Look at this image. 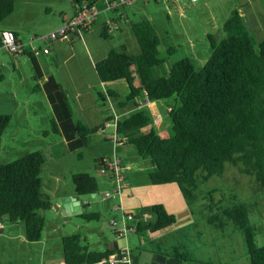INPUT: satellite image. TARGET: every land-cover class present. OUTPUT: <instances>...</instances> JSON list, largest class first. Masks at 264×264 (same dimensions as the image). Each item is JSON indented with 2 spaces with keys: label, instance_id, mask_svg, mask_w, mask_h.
<instances>
[{
  "label": "trees",
  "instance_id": "trees-1",
  "mask_svg": "<svg viewBox=\"0 0 264 264\" xmlns=\"http://www.w3.org/2000/svg\"><path fill=\"white\" fill-rule=\"evenodd\" d=\"M97 1L74 0V4L77 8L83 2ZM15 5L16 0H0V21L14 12ZM130 25L140 51L134 53L126 47H114L95 64L101 81L124 79L129 92L120 98L117 89L106 86L105 90H98L99 104L105 106L107 94L119 98L120 109L133 99L141 100V104L146 98L163 100L169 107L170 134L162 135L154 125L147 132L137 131L154 121L149 110L140 104L141 107L117 119L113 115L106 116L98 126H88L77 119V134L83 144H89L92 134L100 127L104 129L106 121H115L117 135H125L138 154L149 159L150 180L156 184L177 182L188 204L197 198L200 182L214 174H223L227 163L254 175L261 188L264 187V39L256 43L254 31L241 8H234L224 21V36L207 34L212 54L203 66H197L186 56L174 62L166 75H155L154 68L177 47L169 45L168 55L162 56L160 45L164 38L151 19L144 17L131 21ZM22 53L32 54L25 47L15 54ZM54 58L58 63L56 55ZM37 89H40L38 83L34 85V90ZM10 121V114L0 113V130ZM51 122L53 130L60 132L53 117ZM45 161L46 156L40 149L10 161L0 158V220L23 221L26 237L31 242L42 238L46 224L40 210L53 205L52 196L42 189ZM73 182L78 194L98 193L97 180L88 172H76ZM224 211L246 229L250 264H264V244L257 245L253 241L247 205H236ZM150 212L155 214L154 219L145 215ZM80 215L91 220L99 219L102 214L86 209ZM135 216L128 225L136 232L160 230L176 221V215L163 203L143 206ZM62 244L66 264L97 263L115 251L109 246L102 250L90 249L80 232L64 235Z\"/></svg>",
  "mask_w": 264,
  "mask_h": 264
},
{
  "label": "rangeland",
  "instance_id": "rangeland-1",
  "mask_svg": "<svg viewBox=\"0 0 264 264\" xmlns=\"http://www.w3.org/2000/svg\"><path fill=\"white\" fill-rule=\"evenodd\" d=\"M218 1L198 0L194 2L183 0L184 8L181 13L170 2L151 0L157 13L154 16V23L159 34L164 38V42L160 45L161 55H168L169 45L177 47L174 52L166 57L162 64L154 68L155 75L168 74L173 63L186 56H190L197 66H203L206 63L212 54L207 31L224 36L221 25L230 13L226 14L225 11L232 5H221ZM136 2L134 0L133 4H136ZM102 3L100 1L99 4L102 5ZM61 4L67 6L68 2L67 0H61ZM0 22H4V20ZM126 31H128L125 41L127 49L138 53L140 46L132 29L126 27ZM259 41L260 38L256 37V43ZM117 46L119 45L117 44ZM1 48L7 51L6 48ZM112 87L121 93L120 98H124L129 92V85L124 79L113 81ZM99 89L104 90L103 88ZM21 93L24 94L25 101L39 100V106L37 114L32 112L35 111L36 107L25 108L31 112V114L25 112L29 122H27V119L21 118L19 123L23 124L20 126L26 132L22 140H17L14 143L12 149L14 154L11 157H14L13 159L17 158L19 155L17 153H21V151L26 153L40 149L44 152L46 161L42 171V189L48 192L52 199L62 201L66 198L63 193L74 189L73 176L71 177L73 172L90 173L97 180L98 197L105 200L112 197L116 190L117 181L114 176L112 177L114 180L109 177L108 171L107 173L101 171V157L106 162L112 157H121L130 167L129 174L131 178L141 172V166L144 165L143 170H146L147 166L150 167L149 159L141 157L136 147L127 141L125 135H118L122 139L116 140L118 136L114 125L104 131H98L101 130L99 128L92 134V140L89 144H84L72 152L69 151L65 148L61 133L55 132L52 124L47 121L46 114L49 107L46 97L41 93V88L31 90L30 95L34 97H27L28 94L24 90H21ZM117 99L119 100V98ZM155 102V105L160 107L161 111L166 114V105L161 100ZM145 107L151 113L150 105H145ZM22 116L25 117L24 113ZM37 126L41 129L47 126L49 132H38L36 130ZM147 128L148 125L137 129V131L147 132L149 131ZM146 173H148V169ZM123 181H121V184L124 183ZM106 191H110L111 196L106 197ZM92 195L84 194L83 196L94 199L95 196ZM108 202H103V208L95 206L102 215L99 219L91 220L74 213L66 214L63 209L57 210V204L54 202L55 207L51 206L42 210L46 218V224L43 229V241L41 243L22 239L25 231L23 221L11 222L4 219L5 231L4 233L0 232V263L41 264L43 262L42 264H44L48 259H52V261L66 264L62 260L63 244L60 245L61 234L66 235L73 232H80L83 242L91 248L104 249L113 230L110 218L114 214L122 213V209L119 207L114 208L113 203L110 208ZM242 204L248 207L249 229L253 241L257 245H263L264 187L261 188L254 175L239 171L231 163H227L223 174H214L207 181L200 182L197 198L189 203L193 213L191 223L184 225L172 224L155 232L129 230L127 233L129 245L132 248L140 241L152 242L160 245L169 253H181L189 264H250L246 229L237 224L224 211ZM147 217L154 219L155 214L150 212ZM135 219L129 221L132 222Z\"/></svg>",
  "mask_w": 264,
  "mask_h": 264
},
{
  "label": "crops",
  "instance_id": "crops-1",
  "mask_svg": "<svg viewBox=\"0 0 264 264\" xmlns=\"http://www.w3.org/2000/svg\"><path fill=\"white\" fill-rule=\"evenodd\" d=\"M100 1L103 2L102 5L99 4ZM135 1H137L136 4H133V0L129 4L109 9L107 8V0H99L98 4L101 11L95 24L81 35L72 38H61L52 42L51 52L46 53L42 50L43 45L41 41H31L32 36L34 34L46 33L56 29L60 27L65 20L72 17L75 14L76 8L74 0H67V6L62 5L61 0H16L14 12L6 17L4 22H0V31L8 29L16 32L19 40L24 44V47L27 51H31L32 54H15L9 50L5 51L0 48V113L11 115L9 125L0 130L1 160H12L14 158L11 157L13 156L12 154H14L12 151L14 143L17 142V140L23 139L26 131L22 130L20 125L23 123L19 122H21V118L27 119V122H29L28 118L25 116V112L29 111L25 108L30 106L36 107L35 111L32 112L36 114L38 112L39 100L25 101L24 94L21 93V90H24V92L26 91L28 94L27 97H34L31 96L30 93L31 90L34 89L36 83L39 84L41 93L46 97V102L49 107V111L46 114L48 123L52 124V117L56 120L65 148L71 152L84 145L80 136L77 134V119L80 118L88 126H98L104 122L105 117L108 115H113L115 119H117L141 107V100L137 99L138 101H136L133 99L127 103L124 109H120L117 98L109 94L106 96L105 106H100L99 88H103L104 90L106 86L113 88V81L108 83L101 81L95 67L96 61L106 56L112 48L126 47L125 41L128 33L126 27L132 29L130 25L131 21L146 17L155 22L154 16L157 14L155 12L156 7L151 3V0ZM163 1L172 3L176 10H179L181 13L183 12V0ZM218 2L221 5L232 4L229 9L225 11L226 14H228V12L231 13L234 8L239 6L244 17L250 23L255 37L260 38V40L264 39V0H221ZM104 31L107 32V35L103 34ZM209 32L210 31H207V34ZM117 44L119 46H117ZM55 55L58 58V63L55 61ZM34 77H36V79ZM155 101L156 100H150L149 103L146 104L150 105L151 114L154 119L153 124H149L147 129L149 130L151 126L154 125L162 135H169L170 122L167 121L169 107L165 101L161 100L162 103L166 105L167 113L165 114L161 111L160 107L155 105ZM143 107H145V105ZM23 113L25 117L22 116ZM29 114H31V112H29ZM111 125L116 126L115 121H106L105 128L103 129L100 127L101 130L98 131H104ZM36 130L38 132H49L47 126H45L44 129L37 126ZM118 139L122 138L118 136ZM15 151L20 152L18 150ZM17 154L20 156L25 153L21 151V153ZM101 158L103 159V157ZM121 164L125 175L121 192L117 191L116 185L113 196L108 200L98 197V193L92 195L95 196L93 197L94 199L82 195V213L86 209L100 211L95 208V206H101V208H103V202H108L109 200H111L108 202L110 208L113 204H119L122 205L125 210L133 212L134 214L143 206L163 203L169 212L176 215V221L173 224L184 225L193 221L192 210L177 182L153 183L149 179L150 167L147 165L146 170L148 169V173H146L145 169H142L143 165L140 169L141 172L134 178H131L129 174L130 167L123 159H121ZM74 173L76 172H73L71 177ZM108 175L111 178L113 177L110 172H108ZM76 194L78 193L75 191L74 186L72 191L64 192L63 196L68 197ZM54 202L57 204V210L64 208L65 199L62 201L53 199V203ZM55 205L53 204L52 206L55 207ZM71 205L72 203L70 202V206ZM42 210L43 209H41L40 212L44 214ZM71 210H73L72 213L76 214L73 208H71ZM66 214H71V212ZM80 214L81 213L77 215ZM147 214L149 213H145V215ZM120 215L121 214L117 213L112 215V217H120ZM0 223L2 224L0 226V232L4 233L5 226L3 220H0ZM116 229L117 228L113 226L112 232H116ZM23 234L22 239L28 240L25 231ZM64 235L65 234H61V246ZM41 241H43V238L37 241V243H41ZM109 244L110 240L107 241L106 247L109 246ZM152 244L154 248L167 252L160 245L155 243ZM90 249L95 250L96 248L90 247ZM170 254L184 256L178 252ZM62 256V260H64L63 253ZM48 262L60 263L48 259L44 264ZM42 263L43 262H41V264Z\"/></svg>",
  "mask_w": 264,
  "mask_h": 264
},
{
  "label": "built area",
  "instance_id": "built-area-1",
  "mask_svg": "<svg viewBox=\"0 0 264 264\" xmlns=\"http://www.w3.org/2000/svg\"><path fill=\"white\" fill-rule=\"evenodd\" d=\"M133 0H107V8L114 9L122 5L131 3ZM197 1V0H192ZM100 8L97 2L91 4L83 2L79 4L75 10V14L69 19L65 20L64 23L49 32L34 34L31 41L40 40L43 42V50L45 52L50 51V44L61 38H72L83 34L85 28L91 26L93 22L97 21ZM0 47H5L13 53H20L24 50V44L19 40L13 30H3L0 34ZM150 99L146 98L142 101L141 105H146L149 103ZM118 138V137H117ZM116 138V140H117ZM101 171L107 173L110 172L112 176L116 178L117 181V191L121 192L123 188V183L121 181L124 179V169L121 164L120 157H112L108 162L101 165ZM106 197L111 196L110 191L105 192ZM121 208L122 213L120 217H111L110 223L115 226L117 237L127 235L128 231L134 230V228L129 227V220L134 218V213L125 210L122 205L115 204L114 208ZM2 224L0 223V226ZM125 262L131 263L130 249L128 247H121L116 249L114 252L108 256L103 257L100 261L93 264H124ZM46 264H60L48 262Z\"/></svg>",
  "mask_w": 264,
  "mask_h": 264
},
{
  "label": "water",
  "instance_id": "water-1",
  "mask_svg": "<svg viewBox=\"0 0 264 264\" xmlns=\"http://www.w3.org/2000/svg\"><path fill=\"white\" fill-rule=\"evenodd\" d=\"M93 195L96 192L92 193ZM68 202V203H66ZM72 203V207L70 206ZM55 205V204H54ZM57 206V205H56ZM74 209L76 214L82 213L83 211V198L81 194L74 196H68L65 198L63 210L69 213ZM109 248L116 250L121 247H128L130 249L131 263L125 262L124 264H187L188 262L182 256H176L164 251H160L153 247L152 242L140 241L131 248L127 235L117 237L116 232H112L110 235ZM143 240V239H142ZM187 262V263H186Z\"/></svg>",
  "mask_w": 264,
  "mask_h": 264
},
{
  "label": "flooded vegetation",
  "instance_id": "flooded-vegetation-1",
  "mask_svg": "<svg viewBox=\"0 0 264 264\" xmlns=\"http://www.w3.org/2000/svg\"><path fill=\"white\" fill-rule=\"evenodd\" d=\"M129 246H130V245H129ZM167 252H168V251H167ZM167 252H166V253H167ZM185 260L187 261V259H185ZM187 262H188V261H187ZM187 262H186V263H187ZM187 264H189V263H187Z\"/></svg>",
  "mask_w": 264,
  "mask_h": 264
}]
</instances>
